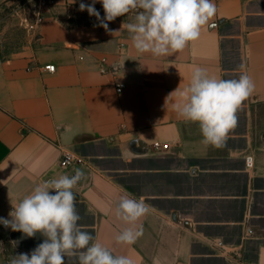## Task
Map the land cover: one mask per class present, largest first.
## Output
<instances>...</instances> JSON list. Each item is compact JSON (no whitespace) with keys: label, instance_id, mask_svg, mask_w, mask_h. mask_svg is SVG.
<instances>
[{"label":"crops","instance_id":"1","mask_svg":"<svg viewBox=\"0 0 264 264\" xmlns=\"http://www.w3.org/2000/svg\"><path fill=\"white\" fill-rule=\"evenodd\" d=\"M81 3L92 0H57L37 14L33 42L0 61V217L10 219L37 185L80 170L78 225L113 255L133 264H264V0H214L200 38L159 57L134 48L127 18L107 22L108 31L86 10L88 19L73 20ZM197 67L218 79L246 73L255 84L218 147L173 109L176 93L166 102ZM156 142L170 150L156 152ZM67 153L83 163L61 166ZM124 195L148 206L134 225L115 214ZM129 227L142 235L117 243ZM43 240L0 224V264Z\"/></svg>","mask_w":264,"mask_h":264},{"label":"clouds","instance_id":"2","mask_svg":"<svg viewBox=\"0 0 264 264\" xmlns=\"http://www.w3.org/2000/svg\"><path fill=\"white\" fill-rule=\"evenodd\" d=\"M96 2L102 4L103 17L94 7ZM85 10L106 31L107 22L135 10V22L126 25L134 48L159 57L179 52L189 42L199 39L202 28L209 25L217 8L214 0H92V4H80V11ZM254 90L255 84L246 73L238 79H218L197 67L189 84L182 91L170 93L166 102L176 93L173 109L186 121L199 125L203 143L218 147L236 126V113ZM82 176L76 170L73 176L62 175L39 184L31 194L12 205L10 219L0 217L5 228L28 238L37 233L44 237L30 254L15 255L9 264H65V257H78L79 264H133L129 257L113 255L102 243L92 242L93 236L78 225L80 216L72 189ZM148 211L143 199L124 195L115 214L134 225ZM141 235L142 231L125 228L116 236V242L134 244Z\"/></svg>","mask_w":264,"mask_h":264},{"label":"rangeland","instance_id":"3","mask_svg":"<svg viewBox=\"0 0 264 264\" xmlns=\"http://www.w3.org/2000/svg\"><path fill=\"white\" fill-rule=\"evenodd\" d=\"M46 12L41 11L38 6L30 0H0V61L6 60L25 47L29 46L36 37V30L33 25L36 23V15ZM51 10L48 14H52ZM82 14L80 9L74 10ZM134 14L121 16L135 22ZM100 15H104L101 11ZM88 19L83 14L77 15L73 20L84 21Z\"/></svg>","mask_w":264,"mask_h":264},{"label":"built area","instance_id":"4","mask_svg":"<svg viewBox=\"0 0 264 264\" xmlns=\"http://www.w3.org/2000/svg\"><path fill=\"white\" fill-rule=\"evenodd\" d=\"M30 1L35 3L40 10H45V11H48L51 8H53V6H55L56 2H57V0H30ZM106 64H107V59L103 58L101 60V71L103 73L109 71V68L106 67ZM46 69L50 72H54L56 68L54 65H49L46 67ZM111 70L114 71L115 66H112ZM122 87H123L122 85H118V90L121 91ZM153 148L156 152L165 153V152L170 150V145L169 144H162L160 142H156L153 144ZM83 161L84 160L82 158L76 157L73 154L67 153L63 156V159L61 160V166L69 167L70 165H72L74 163H83ZM248 162H249V166H251L252 165V158L251 157L248 158Z\"/></svg>","mask_w":264,"mask_h":264}]
</instances>
